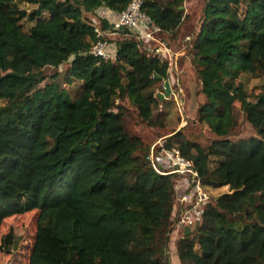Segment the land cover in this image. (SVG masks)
<instances>
[{"label":"trees","instance_id":"16d2710c","mask_svg":"<svg viewBox=\"0 0 264 264\" xmlns=\"http://www.w3.org/2000/svg\"><path fill=\"white\" fill-rule=\"evenodd\" d=\"M22 1L30 11L0 0V253L16 245L5 223L34 214L26 264H170L176 176L152 170L149 144L129 123L134 112L165 137L156 115L165 99L148 90L169 80L184 51L170 64L96 15L119 14L129 0ZM185 1L143 0L141 8L160 40L179 48ZM95 22L114 54L106 62L87 53ZM191 34L195 122L215 138L203 147L177 130L164 144L192 163L207 191L227 192L179 229L178 264H264V84L253 95L241 82L264 76V0H205ZM61 67L74 97L57 81ZM237 107L248 138L232 139Z\"/></svg>","mask_w":264,"mask_h":264},{"label":"rangeland","instance_id":"374dc122","mask_svg":"<svg viewBox=\"0 0 264 264\" xmlns=\"http://www.w3.org/2000/svg\"><path fill=\"white\" fill-rule=\"evenodd\" d=\"M204 1L205 0L185 1L183 5V11L184 15H187L188 18L185 22L184 27L179 33V40L183 41V39L187 36L190 37V40L193 38V35L191 33L194 29L198 27ZM15 2L21 9H26L27 11L31 10V7L25 4L22 0H15ZM96 15L102 16L104 18L107 17V19H110V16H108L109 11H107L105 8L97 10ZM160 41L163 42L162 39ZM184 42L186 43L187 41ZM163 43H165L168 48L176 55L177 53L174 51H177L178 49H181L180 51L183 50L185 53L184 57L181 55V57L177 58L179 60L178 66L171 67L169 71L168 80L170 83L171 94L168 98H164L165 102H163L162 111H156V115H160L164 118L163 121L166 127L165 130H163V134H165L166 137L170 136L173 131L180 130L183 136L199 143L203 147H206L211 144L215 137L213 134H211V132L207 129L205 125H199L195 122V115L198 110L200 95L196 76L192 67L190 66L188 56H186V51H190V45H186L184 43L182 44L183 47L179 48L175 46L173 42ZM64 70V67L59 68V77L57 81L62 87L67 89V91L72 97H74L76 93V86L66 87L64 85V82L62 81ZM177 70L179 71L177 72ZM179 72L180 75H178ZM45 73L46 75H48L46 81H49L48 77L49 75H51L52 70L46 69ZM172 80H176V83H174V81ZM241 82L243 83L244 88L248 93L257 95L264 84V76H260L258 78L244 77L241 79ZM163 84L164 82H158L154 86H152L148 91H152L154 94L164 95L165 92H162V89L164 88ZM3 105L4 101H0V107H2ZM238 109V107L235 109V117L237 119L238 128L232 135V139L248 138L254 135L253 131L244 122V117ZM131 114L133 119L129 123V132L134 135H139L142 139H144L149 144L148 151L153 143H156L160 139L163 140L165 138L161 136V132L153 131L152 129L138 124L134 112H132ZM154 135L157 136V138H152ZM226 192V188L209 191L212 200H215L216 197ZM34 226V214H27L21 217L10 219L5 223V230L9 228L14 230L16 235V245L11 250L10 254L4 255L3 253H0V264H26L28 254L32 245V235L34 231ZM176 241V234H171L170 245L168 250L170 264H178L176 252L174 250L172 251L173 248L175 249Z\"/></svg>","mask_w":264,"mask_h":264},{"label":"built area","instance_id":"2783aa9c","mask_svg":"<svg viewBox=\"0 0 264 264\" xmlns=\"http://www.w3.org/2000/svg\"><path fill=\"white\" fill-rule=\"evenodd\" d=\"M142 5L143 0H129L128 5L121 13L109 11L110 19L97 16L106 20L115 30L126 28L147 50L154 49L155 56L171 64L176 54L160 41L158 37L160 30L142 12ZM93 27L96 43L87 53L104 62L109 61L114 56L113 51L108 50V43L97 22ZM189 40L188 36L185 37V41ZM172 81L176 83V80ZM146 160L157 174L176 176L172 222H174L173 233L177 237L179 229L193 227L201 221L203 211L212 201V197L209 191L202 186L192 163L184 159L177 148H165L164 139H160L150 146ZM173 250L175 251L174 248Z\"/></svg>","mask_w":264,"mask_h":264},{"label":"water","instance_id":"95a60500","mask_svg":"<svg viewBox=\"0 0 264 264\" xmlns=\"http://www.w3.org/2000/svg\"><path fill=\"white\" fill-rule=\"evenodd\" d=\"M164 91H165L164 95H159L160 100L164 98H168L171 94L169 81L164 82Z\"/></svg>","mask_w":264,"mask_h":264},{"label":"crops","instance_id":"0c3cea01","mask_svg":"<svg viewBox=\"0 0 264 264\" xmlns=\"http://www.w3.org/2000/svg\"><path fill=\"white\" fill-rule=\"evenodd\" d=\"M175 52V51H174ZM176 53H179V52H176Z\"/></svg>","mask_w":264,"mask_h":264}]
</instances>
